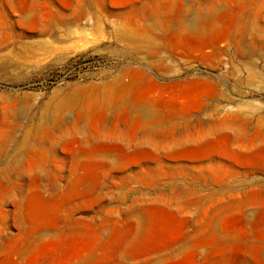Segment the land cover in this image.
I'll use <instances>...</instances> for the list:
<instances>
[{
  "label": "rangeland",
  "instance_id": "374dc122",
  "mask_svg": "<svg viewBox=\"0 0 264 264\" xmlns=\"http://www.w3.org/2000/svg\"><path fill=\"white\" fill-rule=\"evenodd\" d=\"M0 264H264V0H0Z\"/></svg>",
  "mask_w": 264,
  "mask_h": 264
}]
</instances>
